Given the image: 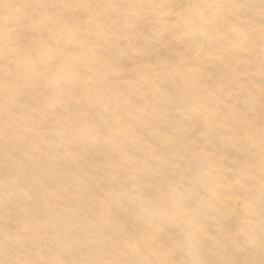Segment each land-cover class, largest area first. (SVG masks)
Here are the masks:
<instances>
[{
    "label": "rangeland",
    "instance_id": "1",
    "mask_svg": "<svg viewBox=\"0 0 264 264\" xmlns=\"http://www.w3.org/2000/svg\"><path fill=\"white\" fill-rule=\"evenodd\" d=\"M0 264H264V0H0Z\"/></svg>",
    "mask_w": 264,
    "mask_h": 264
}]
</instances>
